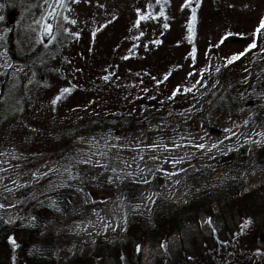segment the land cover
<instances>
[{"label":"rangeland","instance_id":"1","mask_svg":"<svg viewBox=\"0 0 264 264\" xmlns=\"http://www.w3.org/2000/svg\"><path fill=\"white\" fill-rule=\"evenodd\" d=\"M53 1L0 0V220L26 227L37 210L45 209L46 225L29 252L53 264L76 258L83 260L78 264H206L207 250V264H264V167L254 158L264 145V62L233 78L231 88L239 99L233 106L210 104L222 85L216 80L205 104L148 117L125 133L106 129L79 135L63 156L36 152L32 142L40 130L29 122L69 83L76 101L87 99L98 108H117L141 92L161 97L165 88L169 97L188 91L198 71L207 72L220 60L226 64L252 43L264 0H164L160 6L157 0H66L60 30L53 22L56 41L51 45L37 21ZM193 9L196 21L189 33ZM138 13L156 19L137 25ZM63 16L76 24L65 23ZM41 41L48 47L35 63L44 65V78L25 63L13 62ZM177 88L179 94L173 95ZM241 99L247 106L239 107ZM81 167L88 168L87 176ZM63 191L72 196L68 206ZM204 192L219 199L209 214L165 243L141 238L139 261L125 260L131 210H138L135 218L149 230L159 202L176 208ZM246 220L252 223L242 231ZM98 242L118 254L90 260ZM136 248L131 245L132 256ZM6 256L8 264L15 262L18 242L0 236V264H7Z\"/></svg>","mask_w":264,"mask_h":264},{"label":"trees","instance_id":"2","mask_svg":"<svg viewBox=\"0 0 264 264\" xmlns=\"http://www.w3.org/2000/svg\"><path fill=\"white\" fill-rule=\"evenodd\" d=\"M163 1L164 0H157V5L159 4L160 6ZM198 1L199 0H194L193 4H196ZM160 16L162 15L160 14ZM262 18H264V10L259 14V23ZM260 38L257 41V44H259L257 45V48L247 52L246 55L242 56L234 63L225 66L227 63L225 64L220 60L211 70L209 69L207 72L204 71L203 80H201L200 76L201 71H198L197 74H199L198 80L200 83H196L195 86L190 88L191 91H184L177 96L167 97V89L164 88L162 93H165V95L161 97L158 96V94L147 96L148 92H141L134 101L131 102L130 99L128 100V103L123 101L122 105L117 108H110L111 106H101L98 108L96 107L97 105L88 102L87 99L80 102L76 101V95L74 92L75 86H73L72 83H69V88L72 89L71 94L64 95L56 105L52 104L53 96H51L49 103L41 106V108H37L33 117L34 119L31 118L29 120L30 124H34V126L40 130L38 137L32 142L38 147L36 152L52 153L56 156H63L67 153L71 140L79 135L86 136L94 132H104L106 129L115 130L118 134L125 133L126 131L133 129L138 122L140 123L148 117H156L176 110H185L195 102L205 104L211 98L208 90L209 86L216 80L220 81L222 85L219 94L212 99L210 104L216 105L220 103L222 105L233 106L239 101L235 92H233V88H231L233 78L239 76L238 72L245 74L250 70H257V68L261 67L264 62V39H261L260 41ZM55 41L56 36L55 39H51L50 44L52 45ZM46 47H48V44L44 45L41 43L30 53L17 55V61L14 59L15 61L13 62H23L43 77L45 74V67L44 65L43 67L37 66L35 61L40 57V53ZM245 50L246 48L239 53L244 52ZM192 51L193 48H191L190 54L191 62L193 60V57H191ZM217 68L219 69V72L216 71ZM228 74L230 76H228ZM45 84H47V81H45ZM205 84L207 87L204 86ZM158 86L162 88V84L159 83ZM164 86H167L166 81L163 82V87ZM62 89L63 88L60 89L59 94H61ZM241 101L242 103L239 107L247 106V103H243L242 99ZM205 113L206 110L203 111L201 115ZM262 120L263 119H261V121ZM28 152L31 153V150ZM254 158L257 164L264 167V145L256 150ZM80 170L83 177L89 174L87 167H81ZM100 180L101 177L99 176V182ZM63 193L64 195L62 196V199L65 200L64 204L68 206L69 204L67 200L72 196L68 194V191H63ZM250 194L251 193H248L247 195ZM236 195L237 192L229 194L230 197ZM247 195L245 197H248ZM213 196L214 195L210 192L199 193L194 196L188 204L176 208H168L167 206L162 207V203L159 202L157 207L158 214L154 213L153 226L149 230L143 226L141 220L135 218L138 210H131L129 226L126 232L129 237L127 249H129L130 252L128 254L126 253V259L125 255L121 252V257L125 260H132L135 258L139 261L140 250L137 251L136 256H132V249L130 250L131 245H135L137 248L139 246V249H141V238H144L145 242L147 240H156L157 242L162 241V243H165L167 238L175 231H178L187 224L196 223L200 215L209 214L211 212L212 203L215 201L216 203H219V199H215ZM234 202L236 201H233L232 203ZM44 211L45 209L37 210L34 213L33 221L26 227L18 222L13 225H7L0 220V236H4L7 240L15 238L18 242L19 257L14 263L10 264H53L52 262L48 263L37 260L36 257L30 255L29 252L30 247L39 242L38 236L43 232L46 225V222L42 220ZM213 240L215 244L219 243L216 234H214ZM206 245L209 246L208 242H206ZM213 250L216 251V247ZM209 252H211V250H207L204 255L206 264L210 258L208 254ZM117 254L115 248L108 246L105 243L98 242L94 251L90 254V260L99 257L115 256ZM80 261L83 260L81 258H76L71 261L70 264H78ZM4 263L8 264V259L7 262L4 261Z\"/></svg>","mask_w":264,"mask_h":264},{"label":"snow or ice","instance_id":"3","mask_svg":"<svg viewBox=\"0 0 264 264\" xmlns=\"http://www.w3.org/2000/svg\"><path fill=\"white\" fill-rule=\"evenodd\" d=\"M73 3H79L80 0H72ZM189 2H191V0H189ZM45 3H48V0H45ZM61 9H67V3H66V0H54V6L53 4H49V10L47 11L46 15H43L41 17V20L40 21H37L38 24H40V27L42 29V34L44 35H47L53 39H55V36H54V33H53V24L50 23L49 21L50 20H56L57 21V29L60 30V28L62 27L60 24H59V20H58V17H60L61 15V12L60 10ZM161 15H163V10H161ZM139 15V19L137 20V25L140 24V21L141 20H147L149 17H151L152 19H156V17L152 16L151 13H149L148 15ZM192 23L189 24L188 26V31L189 33H194V25H195V21H196V15H195V9H193V14H192ZM63 21L67 24H72V25H75L76 24V21L75 20H70L67 16H63ZM106 27V26H105ZM168 25L165 24V28H167ZM63 31L67 32V29H63ZM96 35V32H93L92 33V36L95 37ZM232 34L231 33H228L227 35L223 36L219 43L215 45V47H220L221 45L224 44V42L229 38V36H231ZM261 35H264V18H262L260 20V23H259V26L255 29V32L253 33V41L252 43H250L248 45V47L246 48V50L244 52H241V53H238V54H235L234 56L228 58L227 60V64L225 66H227L228 64H232L234 63L235 61L239 60L242 56L246 55L247 52H250L252 51L253 49L257 48V41L259 40L260 36ZM76 36V39L79 40L80 39V36H79V33H76L75 34ZM192 36L190 35L189 36V40L191 41L192 40ZM42 43V41H41ZM192 56H193V59H195V52L193 51L192 53ZM217 72H219V69L217 68L216 70ZM190 75H195V73H192ZM200 76H201V80H203V72L200 73ZM105 80L108 79V77H104ZM165 80L168 79V76L166 75L164 77ZM197 84L200 83V81H196ZM205 87H207V85L205 84L204 85ZM71 91L72 89L70 88H63L61 90V94L60 95H57L53 100H52V104L53 105H56L62 98L64 95L66 94H71ZM188 91H191V89H188ZM180 92V89L177 88L174 90V94L173 95H176V94H179ZM200 148H203L204 146L203 145H199ZM213 147H215V145H213ZM208 223L210 224L211 221L209 220ZM252 221L251 220H246L244 222V224L241 225V230L243 231L244 229H247L249 228V226L251 225ZM11 243L13 245H15L16 241L15 240H12ZM162 248H166V244H162L161 245ZM139 246L137 248V251H139Z\"/></svg>","mask_w":264,"mask_h":264},{"label":"water","instance_id":"4","mask_svg":"<svg viewBox=\"0 0 264 264\" xmlns=\"http://www.w3.org/2000/svg\"><path fill=\"white\" fill-rule=\"evenodd\" d=\"M53 6H54V1H53ZM49 22L53 24L54 20H50ZM42 36H43L44 42L48 41L50 38L49 36L44 35V34H42Z\"/></svg>","mask_w":264,"mask_h":264}]
</instances>
